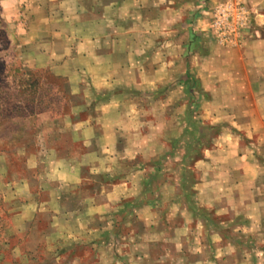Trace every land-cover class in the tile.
<instances>
[{
	"label": "crops",
	"instance_id": "obj_1",
	"mask_svg": "<svg viewBox=\"0 0 264 264\" xmlns=\"http://www.w3.org/2000/svg\"><path fill=\"white\" fill-rule=\"evenodd\" d=\"M227 1L0 0L2 29L14 37L16 53L28 67L46 68L63 78L70 104L63 117L41 111L0 121V208L10 232L1 244H11L20 229H28L23 250L31 243L58 242L63 228L91 224L114 201L131 197L129 179L137 185L147 172L138 171L128 180L119 172L126 148L116 126L126 114L127 100L135 97L134 89L152 92L167 81L168 59L159 58L154 39L159 19L167 26L182 16L195 18L199 35L208 37L200 40L204 48L194 49L199 56L189 75L210 89L211 98L222 93L218 113L230 115L233 122L213 151L196 160L201 176L196 192L200 195L206 187L215 199L230 196L232 210L244 211L258 223L256 216L264 212V36L234 49L218 45L205 28L213 10ZM239 1L253 12L264 35V0ZM185 33L192 40L193 30ZM213 82L220 83L218 91ZM242 133L252 140L244 151ZM155 203L142 202L135 212L152 213ZM218 237L219 243L225 239Z\"/></svg>",
	"mask_w": 264,
	"mask_h": 264
},
{
	"label": "rangeland",
	"instance_id": "obj_2",
	"mask_svg": "<svg viewBox=\"0 0 264 264\" xmlns=\"http://www.w3.org/2000/svg\"><path fill=\"white\" fill-rule=\"evenodd\" d=\"M196 21L182 16L173 23L167 20L166 26V20L159 19L154 42L159 58L168 59L164 75L168 79L152 92L134 89L135 97L127 100L126 114L116 126L121 128L126 148L125 158L118 163L119 172L127 180L138 171L147 172L137 185L129 179L131 197L114 201L107 212L88 220L91 224L63 228L58 242L31 243L23 250L28 229H20L11 244L0 242V264H264V226L257 228L264 225V212L256 216V223L244 211L231 209L235 204L230 196L215 199L208 188L200 195L195 189L201 177L196 160L213 151L225 127L233 126L230 115L218 113L222 93L211 98L210 89L189 75L190 69H195V56H199L194 49L197 45L204 48L200 40L208 39L199 35ZM4 25L0 20V121L41 111L63 117L70 109L64 79L54 77L46 68L24 64L16 53L14 37L2 29ZM205 29L223 49L239 48L264 36L253 12L239 0L216 7ZM186 30H193L194 41H189ZM203 53L209 55V46ZM209 66L214 70L212 61ZM205 71L208 73L207 68ZM212 85L216 89L220 83ZM212 109L218 114H212ZM6 114L11 117L3 118ZM239 138L244 151L252 140L243 133ZM150 200L156 202L153 214L135 212V207ZM8 223L0 208V241L6 234L9 239L10 232L5 231ZM71 234L75 239H70ZM218 235L225 237L220 243ZM12 245L18 247L13 252ZM213 252L215 258L210 257Z\"/></svg>",
	"mask_w": 264,
	"mask_h": 264
},
{
	"label": "trees",
	"instance_id": "obj_3",
	"mask_svg": "<svg viewBox=\"0 0 264 264\" xmlns=\"http://www.w3.org/2000/svg\"><path fill=\"white\" fill-rule=\"evenodd\" d=\"M194 39H196V38H195V35L193 36L192 40L194 41ZM191 77H192V76H191ZM191 77L188 75V78H191ZM1 117H2V116H1ZM6 117H11V115H7V114H6V116H4L3 118H6Z\"/></svg>",
	"mask_w": 264,
	"mask_h": 264
}]
</instances>
